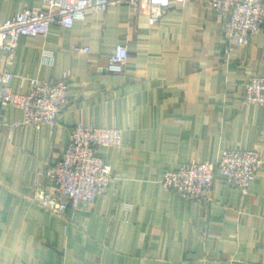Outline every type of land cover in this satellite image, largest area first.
I'll list each match as a JSON object with an SVG mask.
<instances>
[{
    "label": "crops",
    "instance_id": "1",
    "mask_svg": "<svg viewBox=\"0 0 264 264\" xmlns=\"http://www.w3.org/2000/svg\"><path fill=\"white\" fill-rule=\"evenodd\" d=\"M42 1L0 0V21ZM118 44L129 57L112 73ZM10 71L22 94L31 78L72 81L55 124L13 127L23 111L0 104V264H264V163L245 191L217 173L209 206L162 183L166 170L214 163L228 148L264 160V105L245 101V83L264 76V29L239 45L200 0L172 1L155 24L147 9L114 5L22 36ZM79 122L122 130L121 146L97 150L120 180L60 216L32 200L33 183L55 189L42 173Z\"/></svg>",
    "mask_w": 264,
    "mask_h": 264
},
{
    "label": "built area",
    "instance_id": "2",
    "mask_svg": "<svg viewBox=\"0 0 264 264\" xmlns=\"http://www.w3.org/2000/svg\"><path fill=\"white\" fill-rule=\"evenodd\" d=\"M172 1L185 0H43L41 7H26L12 17L0 21V49L4 52V69L0 70V104L23 111V118L11 126L55 124L67 104L70 73L56 81L30 79V91L22 94L12 88L13 65L19 41L25 35H47L52 24L72 27L91 12L106 11L114 5L127 4L133 8L147 9L151 23H159L172 7ZM203 5L220 14L226 41L247 45L264 29L263 0H200ZM80 52L90 51L88 45L74 43ZM129 57L125 44H118L110 55L107 70L123 73ZM25 78H23V82ZM245 101L264 105V76H252L245 83ZM3 123L0 121V126ZM122 144V130L118 127H96L76 123L70 132L67 149L42 173L55 182L54 190L42 185L39 175L33 183L32 200L55 214H65L69 209L95 203L120 177L111 164L97 154L102 146ZM264 160L258 149L228 148L214 162H191L163 173L162 183L186 199L209 206L212 202L213 184L217 173L226 182L247 190L256 178Z\"/></svg>",
    "mask_w": 264,
    "mask_h": 264
},
{
    "label": "rangeland",
    "instance_id": "3",
    "mask_svg": "<svg viewBox=\"0 0 264 264\" xmlns=\"http://www.w3.org/2000/svg\"><path fill=\"white\" fill-rule=\"evenodd\" d=\"M37 178V177H36ZM112 186V185H111ZM34 191V190H33ZM49 211H51V210H49ZM52 213H54L53 211H51ZM59 215V214H58ZM65 214H62V215H60V216H64Z\"/></svg>",
    "mask_w": 264,
    "mask_h": 264
},
{
    "label": "trees",
    "instance_id": "4",
    "mask_svg": "<svg viewBox=\"0 0 264 264\" xmlns=\"http://www.w3.org/2000/svg\"><path fill=\"white\" fill-rule=\"evenodd\" d=\"M89 204H91V203H89ZM87 205V204H86Z\"/></svg>",
    "mask_w": 264,
    "mask_h": 264
}]
</instances>
